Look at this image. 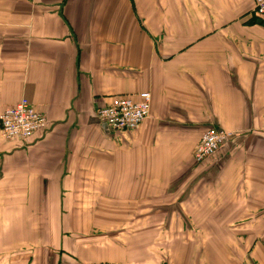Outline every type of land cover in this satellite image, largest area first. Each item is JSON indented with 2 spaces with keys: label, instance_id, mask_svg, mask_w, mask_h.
<instances>
[{
  "label": "crops",
  "instance_id": "crops-1",
  "mask_svg": "<svg viewBox=\"0 0 264 264\" xmlns=\"http://www.w3.org/2000/svg\"><path fill=\"white\" fill-rule=\"evenodd\" d=\"M254 8L0 0V114L26 98L51 125L26 142L0 126V264H264ZM144 91L149 119L107 132L98 111ZM210 128L237 135L203 164L180 163Z\"/></svg>",
  "mask_w": 264,
  "mask_h": 264
},
{
  "label": "built area",
  "instance_id": "built-area-1",
  "mask_svg": "<svg viewBox=\"0 0 264 264\" xmlns=\"http://www.w3.org/2000/svg\"><path fill=\"white\" fill-rule=\"evenodd\" d=\"M254 16L264 20V0H255ZM151 103L152 96L146 91L120 97L100 109L98 118L101 124L107 127V132H132L149 119ZM49 125L47 116L26 98L0 114L1 133L7 141H29L38 134L46 133ZM234 137L235 134L230 131L208 129L194 149V163L200 165L210 160Z\"/></svg>",
  "mask_w": 264,
  "mask_h": 264
},
{
  "label": "rangeland",
  "instance_id": "rangeland-1",
  "mask_svg": "<svg viewBox=\"0 0 264 264\" xmlns=\"http://www.w3.org/2000/svg\"><path fill=\"white\" fill-rule=\"evenodd\" d=\"M252 16H251V18H255V16H254V12L251 14ZM50 126L51 125H49V129H50ZM49 129H48V131H49ZM47 131V132H48ZM46 132V133H47ZM234 133V132H233ZM235 134V133H234ZM237 134H235V136H236ZM235 138V137H234ZM232 140H234V139H232ZM230 141V142H233V141ZM199 141V140H198ZM229 142V143H230ZM228 143V144H229ZM198 144V142L197 141H185L184 142V144H183V146H182V150H181V153L179 154L180 155V163H185V164H188V165H194L195 163H194V161L193 160H191L192 159V157H193V155L192 154H194V149H195V147H196V145ZM191 152V155H192V157H190L189 158V161H188V154ZM213 158V157H212ZM207 162V161H206ZM195 165H197V164H195ZM94 264V263H93Z\"/></svg>",
  "mask_w": 264,
  "mask_h": 264
},
{
  "label": "water",
  "instance_id": "water-1",
  "mask_svg": "<svg viewBox=\"0 0 264 264\" xmlns=\"http://www.w3.org/2000/svg\"><path fill=\"white\" fill-rule=\"evenodd\" d=\"M104 128H105V129H107V127H106V126H104Z\"/></svg>",
  "mask_w": 264,
  "mask_h": 264
},
{
  "label": "trees",
  "instance_id": "trees-1",
  "mask_svg": "<svg viewBox=\"0 0 264 264\" xmlns=\"http://www.w3.org/2000/svg\"><path fill=\"white\" fill-rule=\"evenodd\" d=\"M254 19L259 20V19H257V18H254Z\"/></svg>",
  "mask_w": 264,
  "mask_h": 264
}]
</instances>
